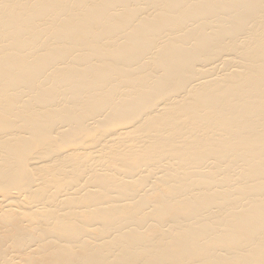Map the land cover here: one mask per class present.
<instances>
[{
	"label": "bare ground",
	"instance_id": "bare-ground-1",
	"mask_svg": "<svg viewBox=\"0 0 264 264\" xmlns=\"http://www.w3.org/2000/svg\"><path fill=\"white\" fill-rule=\"evenodd\" d=\"M0 264H264V0H0Z\"/></svg>",
	"mask_w": 264,
	"mask_h": 264
}]
</instances>
